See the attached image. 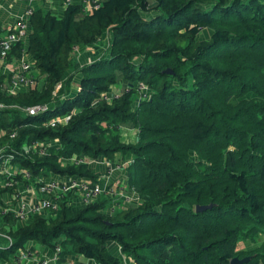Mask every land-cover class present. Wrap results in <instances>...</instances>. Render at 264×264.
<instances>
[{
	"label": "trees",
	"instance_id": "obj_1",
	"mask_svg": "<svg viewBox=\"0 0 264 264\" xmlns=\"http://www.w3.org/2000/svg\"><path fill=\"white\" fill-rule=\"evenodd\" d=\"M28 34V45L19 42L4 61L30 55L45 82L8 95L0 77V167L10 160L22 171L16 180L36 187L52 176L98 184L89 162L119 155L130 160L124 175L139 200L117 209L102 196L77 208L69 195L53 218L22 224L1 211L0 199V232L13 242L6 248L0 240V258L36 242L59 247L60 256L120 264L112 242L134 264H230L249 256L248 264L264 263V253L239 249L264 234V0H102L93 12L80 0L63 18L35 12ZM105 35L107 54L75 63L74 47ZM69 73L81 76L77 92ZM123 81L129 91L110 103L102 98ZM139 84L150 94L138 104ZM34 106L48 109L24 111ZM61 116L71 119L48 126ZM6 181L0 170V196L13 190L1 187ZM209 204L212 210L196 212Z\"/></svg>",
	"mask_w": 264,
	"mask_h": 264
},
{
	"label": "built area",
	"instance_id": "obj_2",
	"mask_svg": "<svg viewBox=\"0 0 264 264\" xmlns=\"http://www.w3.org/2000/svg\"><path fill=\"white\" fill-rule=\"evenodd\" d=\"M74 0H65V5L69 6L72 4ZM102 0H82V3L88 12H93L94 10H97L101 6ZM34 15V10L32 8H28L25 13V19H20L16 21L13 26L6 32H2L0 34V55L3 60L7 59L10 55V53L13 51V49L17 46V44L21 41H24L29 33V21L31 17ZM74 49H77V47H74ZM17 60L20 62L17 63ZM11 66L17 67L20 65L22 67V73L14 75L11 91L12 93H15L17 89L23 87L27 88L29 90H33L37 87V80L33 78L32 72V66L31 64L25 62L24 59H17L13 58L11 59L10 63ZM61 87V85H58L56 88L55 93H57V90ZM139 91V101H145L149 98L150 89L147 85L139 84L137 86ZM128 87L125 85L124 88L121 87L119 91L116 89L110 90V92L103 94L102 98L106 100L107 102H112L114 98L119 97L122 93L127 92ZM138 101V102H139ZM139 104V103H138ZM1 108V105H0ZM48 108L47 106H34L27 109H24L25 112H27L30 115H38L41 112L46 111ZM71 119V116H61L56 117L49 121L48 126L51 128H55L56 126L60 124H66ZM134 132V131H133ZM135 133V132H134ZM134 134H132L133 136ZM17 136L16 133H13L11 135V138H15ZM44 146V144H42ZM33 148L35 145L32 146ZM30 150L29 148H26V153H28ZM76 160V158L73 159V161ZM79 163L83 164L85 161L81 160ZM10 164V160L4 161L1 165V174L5 175L7 177V181L2 184L3 187H7L10 189H13V194L11 197L14 201H17V208L15 209H6L3 212H13L18 218L19 222H25L28 217H33L34 215H48V213H52L51 217L57 215V213L60 211V202L64 198H66L69 195L73 196L74 205H76V201L79 200L82 203L83 206H87L89 204L96 203L101 199L103 196V189L100 187V184H93V182L89 179L82 178L78 179L76 177H70L68 179V182H57L52 181L49 183H46L42 179L43 185L41 186V192L46 195L47 198L45 199H35L34 201L26 199V197H23V194L28 193L29 190L31 191L30 187L25 188V184H22V188L16 189L18 185L21 184L18 180H16L14 174L9 173L8 171H4L5 167ZM3 167V169H2ZM124 170V169H123ZM24 175V178L26 180L29 179L28 173L24 172L22 173ZM127 185L126 179L124 181L120 182V186H118V190L122 193V195H126L125 192H122ZM117 191H113V189L108 190L107 194L111 197H114L116 195ZM129 200V197L126 198V200ZM132 199V198H131ZM138 197L136 199V202L138 203ZM110 213H114V208H111ZM0 240H4L6 243V248H10L13 244L12 239L9 235L4 234L0 232ZM56 253H60V248L58 247L56 249ZM27 256V251L24 249H20L18 254L14 256L11 263L8 264H21V259L23 257ZM1 264V263H0ZM42 264H47V261H44Z\"/></svg>",
	"mask_w": 264,
	"mask_h": 264
},
{
	"label": "crops",
	"instance_id": "obj_3",
	"mask_svg": "<svg viewBox=\"0 0 264 264\" xmlns=\"http://www.w3.org/2000/svg\"><path fill=\"white\" fill-rule=\"evenodd\" d=\"M80 0H74L75 3H79ZM73 2V3H74ZM28 8H32L35 12H41L42 14H51L52 16L63 18L64 13L66 11V5L65 0H0V34L2 32L8 31L13 24L20 20L25 19V13ZM27 38V37H26ZM109 38V37H108ZM106 40V38L103 40V42ZM26 46L28 45L26 39L24 40ZM102 44V41L94 46H89L90 50L89 52L82 54V62L79 60L77 64H79L81 67L92 64L98 60H100L103 56H100V52H96L95 49L98 48V46ZM89 49V48H87ZM82 52V48L75 51ZM99 55V57H94ZM25 62L31 64L32 68H34L35 62L33 61L32 57L30 55H25L24 57ZM22 73V67L18 65L17 67L11 66L9 63H7L4 60L0 61V77L5 78V84L2 86V90L4 93L8 95H18L23 94L28 91H30L27 88H19L16 90L15 93H12L11 86L14 75L21 74ZM35 76L37 79V87L38 89H41L44 86L41 87V79L45 82V77L42 76L41 72L39 70L33 69L31 74ZM71 74V73H69ZM68 74V75H69ZM67 75V76H68ZM66 76V77H67ZM80 76V75H78ZM76 79V78H75ZM81 77L77 78L76 81L80 82ZM35 88V89H36ZM73 85L71 87V90L73 89ZM74 91V90H72ZM6 134L5 131L0 132V137L4 136ZM51 146L57 145V142H50ZM121 159L117 156L115 160ZM89 167L93 170V172L99 177V184L100 187L103 189V196H110L107 194L108 190L117 191L116 195L114 197H111L112 204H118L117 209H127L129 207L135 208L137 206L135 195H132L131 191H127L126 195H122L121 192L118 190V186H120V182L124 181L125 175L124 170L119 171L115 169V162L112 160L111 162H108L105 158H101L99 160L90 161ZM22 171L17 170L15 173H21ZM16 175V174H14ZM67 178H62L59 176H52L49 179L44 180L46 183L57 181V182H68ZM22 184L18 185L16 189L22 188ZM25 188L30 187L31 191L29 190L28 193L23 194V197H26L28 200L34 201L35 199H45L47 198L44 193L41 192V186H31V185H24ZM2 187V185H1ZM13 190L11 192V195L13 194ZM10 193V192H8ZM133 196V200L130 196ZM129 197V200L126 198ZM12 198V197H11ZM14 201V200H13ZM135 201V202H134ZM76 207L80 208L82 207V203L77 200L76 201ZM136 205V206H135ZM5 206V205H4ZM116 208V207H115ZM6 210V209H5ZM2 210V211H5ZM32 220L31 217H28L25 222H21L22 224L30 222ZM108 248L110 252L120 260V264H134L133 260L123 254L121 251V248L116 243L110 242L108 244ZM20 250V249H19ZM15 254H11L7 256L6 258H0L1 264H8L11 263L14 256H16L19 252ZM25 251H27V256L23 257L21 259V264H42L44 261H47V264H98L94 260L88 259L84 256L80 255H65L60 256V254L56 253L54 249L49 248L47 246L40 245L36 242H30L25 248Z\"/></svg>",
	"mask_w": 264,
	"mask_h": 264
},
{
	"label": "rangeland",
	"instance_id": "obj_4",
	"mask_svg": "<svg viewBox=\"0 0 264 264\" xmlns=\"http://www.w3.org/2000/svg\"><path fill=\"white\" fill-rule=\"evenodd\" d=\"M148 2H149V4L150 5H154L155 4V2H156V0H147ZM66 8H68V6H66ZM153 15H155V13H151L150 14V16H153ZM202 35L204 36V38L205 39H208V37H209V32L208 31H203V33H202ZM208 36V37H207ZM105 38H106V40L104 41V42H102V44H100L99 46H98V48L97 49H95V51L96 52H100L99 54H100V56L102 55V56H104L105 54H107L108 52H109V49H110V45H111V38H108V36L107 35H105ZM104 38V39H105ZM87 48H89V49H87ZM80 48L79 47H77V49H74V53H73V59H74V61H75V63H78L79 62V60L82 62V54H85V53H87V52H89V50H90V47L88 46V47H82V52H81V50L80 51H78V52H75V51H77V50H79ZM94 57H99V55H97V56H95L94 55ZM18 59V58H17ZM24 59V58H23ZM20 61L19 60H17V63H19ZM32 75H33V73H32ZM68 76H73V78H74V82L72 83V85H73V89L72 90H74V91H76L77 92V90L76 89H79V85H80V83L78 82V81H76V79L77 78H80L81 76H78V74H74V73H71V74H69ZM33 78L35 79V76L33 75ZM76 78V79H75ZM40 83H41V87L43 86V83H44V81H43V79H41V81H40ZM125 84H127L126 82H120L119 83V85H118V87H112L110 90H114V89H116L117 91H119V89H121V87L122 88H124L125 87ZM139 96H140V94H139ZM251 95H249V97H250ZM138 103H140V101L138 102ZM234 103L236 104L237 102H235L234 101ZM138 104H136V106H137ZM123 130H125V127L123 128ZM125 131H127V130H125ZM129 133H131V134H134V135H136V133H134V132H129ZM2 152H4V150H1L0 151V154L2 153ZM2 156V155H1ZM118 157H120L119 155H117ZM117 158V157H116ZM114 162H115V169H117V170H119V171H122L123 169H125V168H127V166L130 164V160H128V161H124V160H122V158L121 159H119V160H115L114 159ZM1 168V167H0ZM2 169H3V167H2ZM1 170V169H0ZM18 169H16V168H14V167H12V166H10V165H7V167H5V169H4V171H8L9 173H11V174H16L15 172L17 171ZM125 171V170H124ZM127 191L129 192V191H131V193H132V195H135V197L134 198H136V197H138L137 195H136V193H134V191L133 190H131L129 187H128V183H127V185L125 186V188H124V190L122 191V192H126L127 193ZM120 192V191H119ZM130 193V192H129ZM130 196L131 198H132V200H133V196ZM0 199H1V201L3 202V204L5 205V206H3L2 205V207H1V211L4 209V207L6 208V209H15V208H17V201H13V198H11V193H5L4 195L2 194L1 196H0ZM135 202V201H134ZM118 205V204H117ZM117 205L115 204V206L117 207ZM136 206V205H135ZM239 249L241 250V252L242 253H244V252H253V251H256V252H258V253H264V234H260L257 238H256V240L253 242V241H243V242H241L240 243V245H239ZM257 254V253H256ZM254 258H255V256H254ZM258 259V258H257ZM263 259V258H262ZM262 261V260H261ZM259 264H264L263 262H259Z\"/></svg>",
	"mask_w": 264,
	"mask_h": 264
},
{
	"label": "water",
	"instance_id": "obj_5",
	"mask_svg": "<svg viewBox=\"0 0 264 264\" xmlns=\"http://www.w3.org/2000/svg\"><path fill=\"white\" fill-rule=\"evenodd\" d=\"M28 38H29V34L26 38V41L28 42ZM165 74L167 75H174V72L170 69H167L166 71H164ZM214 204H209V205H197L196 206V212L197 213H204L206 211L212 210L214 208ZM254 256H249V257H245L243 259H240L238 257L234 258L231 260L230 264H248L249 262H251L253 260Z\"/></svg>",
	"mask_w": 264,
	"mask_h": 264
}]
</instances>
